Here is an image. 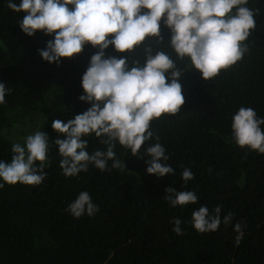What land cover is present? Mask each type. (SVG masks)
I'll list each match as a JSON object with an SVG mask.
<instances>
[{
  "label": "trees",
  "instance_id": "obj_1",
  "mask_svg": "<svg viewBox=\"0 0 264 264\" xmlns=\"http://www.w3.org/2000/svg\"><path fill=\"white\" fill-rule=\"evenodd\" d=\"M7 4L8 0H0V82L11 90L0 105V160L10 162L12 145L24 144L12 137L23 132L28 113L33 115L30 122L41 119L36 131L49 136L50 164L40 185L5 184L0 189V264H264V154L238 147L231 130L232 118L242 106L264 118V0H248L246 5L259 9L256 28L246 41L248 52L207 82L188 58L176 57L168 43L171 32L161 22L165 42L157 45L153 39V54L167 52L177 68L186 71L180 79L183 108L151 126L169 156L165 163L174 169L164 178L146 173L145 160L150 157L145 149L155 139L136 157L116 142L114 151L125 161L124 171L113 169L109 161L104 171L89 164L87 172L63 174L54 143L59 134L51 124L91 106L79 97L84 94L82 76L98 49L86 45L73 59L61 60L59 66L49 64L39 50L54 35L37 32L28 37L19 27L23 14ZM143 47L128 55L110 46L106 57L143 64ZM82 139L87 140L90 154L107 150L94 134ZM185 168L194 174L186 185ZM170 186L177 192H195L198 202L172 207L163 198ZM82 191L90 194L99 211L74 218L66 209ZM201 206L210 213L220 206L221 219L229 212L233 219L214 232L198 233L192 213ZM174 218L182 221V235L172 230ZM237 222L243 232L239 244Z\"/></svg>",
  "mask_w": 264,
  "mask_h": 264
},
{
  "label": "clouds",
  "instance_id": "obj_2",
  "mask_svg": "<svg viewBox=\"0 0 264 264\" xmlns=\"http://www.w3.org/2000/svg\"><path fill=\"white\" fill-rule=\"evenodd\" d=\"M247 4L248 0H8V8L23 14L19 27L25 35H54L46 48L39 50L45 62L59 66L61 60L82 54L86 45L98 49L82 76L84 94L79 97L91 106L67 121L55 119L51 124L59 134L54 143L62 157L59 167L63 174L74 177L87 172L89 164L104 171L109 161L113 169L124 171L125 161L117 159L114 151L116 142L136 157L142 146L154 139L156 142L145 149L150 157L145 160L146 173L157 178L174 174V169L165 163L169 156L151 126L153 121L175 116L183 108L180 79L186 71L177 68L176 60L167 52L157 50L153 54L152 41L155 39L157 45L165 42L161 36L163 22L171 32L168 43L176 57L188 58L202 79L211 81L240 62L249 50L246 41L256 28L259 9ZM142 45L143 64L139 60L130 64L123 57H106L110 46L117 53L129 55ZM10 91L0 82V105L6 103ZM261 125L264 118H259L253 108L240 107L231 125L236 145L264 154ZM92 134L101 138L106 151H87V140L82 137ZM11 151L10 162L0 160V189L5 184L40 185L50 164L46 132L28 135L23 145L13 144ZM182 179L185 185L194 179L190 168L183 170ZM165 192L163 198L172 207L198 202V196L190 190L177 192L170 186ZM66 211L74 218L85 214L91 217L99 206L87 191H82ZM233 216L229 212L222 220L220 206L212 213L207 206H201L192 213L193 227L198 233L214 232L222 222L230 224ZM172 223L173 232L182 235L181 219L174 218ZM235 231L239 233V244L243 236L239 222Z\"/></svg>",
  "mask_w": 264,
  "mask_h": 264
},
{
  "label": "rangeland",
  "instance_id": "obj_3",
  "mask_svg": "<svg viewBox=\"0 0 264 264\" xmlns=\"http://www.w3.org/2000/svg\"><path fill=\"white\" fill-rule=\"evenodd\" d=\"M31 118H33V115L28 114V113L24 114V121L26 122V126L21 130L23 132H20V134L18 136L12 137L16 142H23L24 143V139L28 135L34 134L36 132V128L41 123V119L36 118L32 122H30Z\"/></svg>",
  "mask_w": 264,
  "mask_h": 264
}]
</instances>
